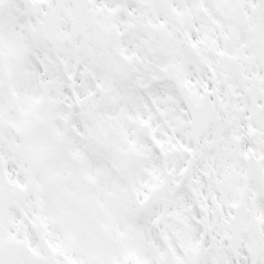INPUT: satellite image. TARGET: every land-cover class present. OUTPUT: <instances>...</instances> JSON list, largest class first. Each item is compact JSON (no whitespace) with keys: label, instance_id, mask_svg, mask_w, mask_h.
Wrapping results in <instances>:
<instances>
[{"label":"snow or ice","instance_id":"1","mask_svg":"<svg viewBox=\"0 0 264 264\" xmlns=\"http://www.w3.org/2000/svg\"><path fill=\"white\" fill-rule=\"evenodd\" d=\"M0 264H264V0H0Z\"/></svg>","mask_w":264,"mask_h":264}]
</instances>
